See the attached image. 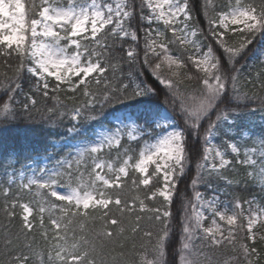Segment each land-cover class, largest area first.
<instances>
[{
	"label": "snow or ice",
	"instance_id": "obj_1",
	"mask_svg": "<svg viewBox=\"0 0 264 264\" xmlns=\"http://www.w3.org/2000/svg\"><path fill=\"white\" fill-rule=\"evenodd\" d=\"M0 61L63 137L0 164V264H264V0H0Z\"/></svg>",
	"mask_w": 264,
	"mask_h": 264
},
{
	"label": "trees",
	"instance_id": "obj_2",
	"mask_svg": "<svg viewBox=\"0 0 264 264\" xmlns=\"http://www.w3.org/2000/svg\"><path fill=\"white\" fill-rule=\"evenodd\" d=\"M38 2V0H37ZM4 66L2 61H0V72L4 71ZM110 75V74H109ZM103 84H101V88H103ZM27 89H25L26 91ZM64 94H61V97L63 98ZM38 100V106L43 104V98L40 96H37ZM173 115H175L173 113ZM45 140L50 142H55L57 144L61 143L63 141V137L57 136L55 134H50L49 129L45 128H36V127H25L24 125H18L15 127H11L8 129H0V164H2L5 160V158H8V163H14L17 157L19 158V163L16 164V168H20L21 165H28L33 164L36 160H43V153L40 152L39 156L37 155V152L39 149L44 145ZM49 151L51 152L52 149L49 148ZM26 157H31V159H26ZM4 169L0 167V176L3 175ZM192 174L189 173L185 180H183L180 183V190L183 192L188 185V180L191 178ZM127 183L131 185L130 178L128 179ZM17 189L13 187V195L16 194ZM231 191H235L237 194H239L242 197H246L249 195V193L243 192L240 189H232ZM131 195H135L136 193L133 191L130 193ZM23 198L25 200L30 199V197L24 195L21 193ZM189 195L191 193L189 192ZM3 207V197L2 194H0V209ZM113 211H115V206H112ZM173 211H175V206L173 208ZM137 213L139 214V209L137 208ZM95 214V213H90ZM145 215H147L145 213ZM127 219V217H125ZM135 218L133 217V220ZM7 223L5 217L3 216V213L0 212V225H3ZM13 223H17V221H14ZM77 230H79V225H76ZM86 228L90 229L92 228L91 224H86ZM14 230V229H13Z\"/></svg>",
	"mask_w": 264,
	"mask_h": 264
},
{
	"label": "rangeland",
	"instance_id": "obj_3",
	"mask_svg": "<svg viewBox=\"0 0 264 264\" xmlns=\"http://www.w3.org/2000/svg\"><path fill=\"white\" fill-rule=\"evenodd\" d=\"M41 162H43V160H42ZM228 191H230V192H231V190H228Z\"/></svg>",
	"mask_w": 264,
	"mask_h": 264
}]
</instances>
